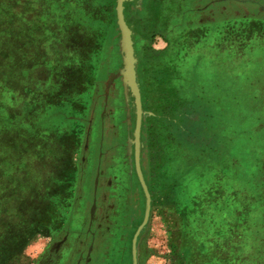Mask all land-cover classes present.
<instances>
[{
    "label": "rangeland",
    "instance_id": "rangeland-1",
    "mask_svg": "<svg viewBox=\"0 0 264 264\" xmlns=\"http://www.w3.org/2000/svg\"><path fill=\"white\" fill-rule=\"evenodd\" d=\"M211 1L161 0L176 17L186 10V30L203 29L177 68L188 66L187 89H203L202 100L174 102V79L153 93L138 79L140 165L151 197L138 264H188V245L208 239L215 264L222 256L264 264V0ZM152 2L123 3L126 22L141 27L131 29L143 52L163 50L162 35L176 30L164 22L150 41L137 12ZM114 7L0 0V264H63L76 234L97 231L105 243L96 239L94 248L107 249L102 264H131L145 198L133 146L127 151L133 106L127 125L120 81L105 88L121 66ZM176 103L185 105H154ZM63 235L69 243L53 250Z\"/></svg>",
    "mask_w": 264,
    "mask_h": 264
},
{
    "label": "trees",
    "instance_id": "trees-1",
    "mask_svg": "<svg viewBox=\"0 0 264 264\" xmlns=\"http://www.w3.org/2000/svg\"><path fill=\"white\" fill-rule=\"evenodd\" d=\"M153 6H151L150 10L144 9L141 11H136L141 18V24L146 25L147 30H149L150 33V41L154 39L156 36L154 29L159 28L164 24V22H169L171 24V27L176 29L174 33H168V35L163 34V38L166 41V46L161 51H155L151 48L148 52L141 51V48L139 47L140 43H144L143 39L141 37L137 36L133 37L135 48L137 50L136 56L138 57V64H137V75L138 79L142 82L144 86L143 92H151L152 90H155L157 92L162 90V85H164L166 82H168L170 79H174L173 82L174 85L176 83H179L178 88H174L175 96H174V102H185L186 100L191 101L195 99L196 97H200V100H202L203 95L202 91L203 89H196L193 91H190L187 89V86L189 83H187L188 77L190 80L191 71L188 70V66L184 70H178L177 68L181 67V65L184 62H188V50L189 48L188 42L190 39L194 42L193 44L199 42V38L204 35L203 29H190L186 30V22L183 20V14L186 12V10L180 9L181 15H177L172 12V4H168L167 6L164 5L161 0H152ZM137 9V8H136ZM134 9V10H136ZM135 15V14H134ZM134 19H131V21L127 20V24L130 25L133 30H139L141 28L137 22H134ZM244 21V20H243ZM241 22V24H246V21ZM234 23V22H231ZM230 23V24H231ZM214 26V25H213ZM229 26L228 22H225L224 27L226 28ZM205 29V28H204ZM148 34V33H147ZM214 38V40L219 41ZM223 41V40H222ZM202 54H199V56L196 59H201ZM187 62L184 63V67L187 65ZM194 82L197 80V75H194ZM199 81V78H198ZM1 87V86H0ZM161 88V89H160ZM159 89V90H158ZM172 91V90H171ZM179 92V93H177ZM159 93H157L158 95ZM159 99H162V96H158ZM164 99V98H163ZM154 104L155 106H158L159 108H163L166 110H172L173 107H179L185 104ZM208 116H212L211 114H208ZM217 135V133H216ZM212 144H209V149L211 148ZM196 197V196H195ZM195 199V198H194ZM194 199H192L194 201ZM196 201V199H195ZM189 224V223H188ZM186 226V225H185ZM184 226V227H185ZM183 227V229H184ZM185 230V229H184ZM205 230L209 232L211 229L209 225L205 227ZM201 243V242H200ZM211 245V240H205L201 247H195L192 245V242L188 245L189 249L186 251V254L184 256V259H186L188 264H215L213 263V257L212 255L208 254V248L206 244ZM221 260L222 264H230L232 261L231 256L230 258L228 256H222L219 258V261Z\"/></svg>",
    "mask_w": 264,
    "mask_h": 264
},
{
    "label": "water",
    "instance_id": "water-1",
    "mask_svg": "<svg viewBox=\"0 0 264 264\" xmlns=\"http://www.w3.org/2000/svg\"><path fill=\"white\" fill-rule=\"evenodd\" d=\"M124 1L126 0H115L114 7L115 22L119 32L118 51L121 59V66L117 69L116 72L111 73L108 76L105 82V88L107 90L115 79H118L120 81L125 103L127 125H129L131 121L130 105H132L134 109V128L132 131V137H128L127 139V151L130 153L133 146L134 168L145 198L143 218L131 238V264H138L137 240L140 232L144 229L148 220L151 197L146 182L143 178L140 165V129L141 118L144 114V111L141 107L140 101V87L137 75V56L132 39V29L131 26L127 24L124 18ZM139 1L140 0H138V2Z\"/></svg>",
    "mask_w": 264,
    "mask_h": 264
},
{
    "label": "flooded vegetation",
    "instance_id": "flooded-vegetation-1",
    "mask_svg": "<svg viewBox=\"0 0 264 264\" xmlns=\"http://www.w3.org/2000/svg\"><path fill=\"white\" fill-rule=\"evenodd\" d=\"M213 1H217V0H212L211 2ZM208 5L209 4H207L206 6ZM256 5L258 6V4ZM142 121H143V116H142ZM141 138H142V127L140 129V139ZM140 149H141L140 157L142 158L143 148ZM97 233L99 234L98 236H95L96 233L93 232H90L89 234L87 233V235L83 234L82 236L76 234L77 236V237L75 236L76 242L74 241L73 244L70 242L72 246L75 244V247L72 248V246H69L63 264H69L67 260H69L71 257L75 259L73 264H102V262L106 259L105 251H107V249L104 246V249L98 252L97 251L98 249L94 248V242L96 239H97L96 241L99 243V247L101 246L102 243L103 244L105 243L103 233L101 231L99 232L97 231ZM88 235L90 236V240L87 243V239L89 238ZM58 243H59V247H58ZM67 243H69V237H67V235H63L61 238L56 240V242L51 246V248H53V250H57V251L59 250L60 252L62 250L61 246H64Z\"/></svg>",
    "mask_w": 264,
    "mask_h": 264
},
{
    "label": "crops",
    "instance_id": "crops-1",
    "mask_svg": "<svg viewBox=\"0 0 264 264\" xmlns=\"http://www.w3.org/2000/svg\"><path fill=\"white\" fill-rule=\"evenodd\" d=\"M222 1H223V0H222ZM238 1H239V0H238ZM240 1H242V0H240ZM261 9L264 10V7H261Z\"/></svg>",
    "mask_w": 264,
    "mask_h": 264
}]
</instances>
